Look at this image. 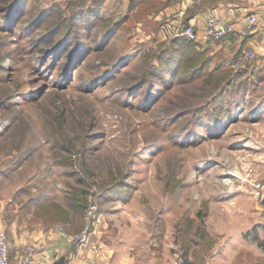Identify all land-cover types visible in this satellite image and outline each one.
<instances>
[{"label": "rangeland", "instance_id": "obj_1", "mask_svg": "<svg viewBox=\"0 0 264 264\" xmlns=\"http://www.w3.org/2000/svg\"><path fill=\"white\" fill-rule=\"evenodd\" d=\"M140 13L139 0H0V171L24 166L83 205L87 191L98 215L127 199L155 251L180 254L211 214L253 208L264 142L231 73L220 87L215 66L191 71Z\"/></svg>", "mask_w": 264, "mask_h": 264}, {"label": "crops", "instance_id": "obj_2", "mask_svg": "<svg viewBox=\"0 0 264 264\" xmlns=\"http://www.w3.org/2000/svg\"><path fill=\"white\" fill-rule=\"evenodd\" d=\"M139 2L140 14L145 17L140 25L154 29L151 34L155 36V47L181 39L176 35L181 27L191 25L200 31L209 10L225 16L231 28L228 35L220 41L197 43L196 49L205 54L208 67L215 66L219 74L230 72L236 88L241 87V82L248 84L241 94L245 93L250 102L255 101L249 112L260 129L254 135L264 142V0ZM251 14L257 16V22L248 29ZM244 49L255 51L256 60L233 67V61ZM261 152L264 155V148ZM18 170L8 167L0 171V231L6 232L11 244L9 264H23V257L31 248L35 264H58L61 259H65V264H264V191L253 196V208L244 204L226 218L211 214L199 243L190 242L189 250L180 254L173 252V241H167L161 252L155 251V231L142 223L141 215L134 216L121 208L120 202L126 206L129 200L110 197L108 209L102 205L92 228L89 246L80 249L70 235L83 229V211L73 210L71 200L55 192L52 184L36 182L37 173L30 175L24 166ZM61 227L66 233L60 232Z\"/></svg>", "mask_w": 264, "mask_h": 264}, {"label": "built area", "instance_id": "obj_3", "mask_svg": "<svg viewBox=\"0 0 264 264\" xmlns=\"http://www.w3.org/2000/svg\"><path fill=\"white\" fill-rule=\"evenodd\" d=\"M192 3H201L204 0H191ZM248 29L253 27L257 22V16L251 14L248 16ZM230 26L226 21L224 15L217 10L212 9L206 13L203 27L199 31L195 27L189 25L181 27L176 31V35L185 37L198 44H208L211 42L220 41L225 38L229 31ZM257 54L251 49H244L241 51L239 57L233 61L232 65L235 68H240L246 63L255 61ZM99 205L96 202H91L85 209V228L77 234H71L70 237L77 243L80 249H85L89 246L92 228L95 225L99 215ZM61 233H66L64 228H60ZM11 253V244L5 231H0V264H9V258ZM23 264H35L33 248L28 249L26 255L23 257Z\"/></svg>", "mask_w": 264, "mask_h": 264}, {"label": "trees", "instance_id": "obj_4", "mask_svg": "<svg viewBox=\"0 0 264 264\" xmlns=\"http://www.w3.org/2000/svg\"><path fill=\"white\" fill-rule=\"evenodd\" d=\"M167 43L168 42H166V44ZM164 44L165 43H161L160 45H164ZM196 44L197 43H195L194 41H192L190 39H187L185 37H182L181 39H177L176 38L175 40H171L170 43H168V46L167 47H169V48H167V50H170V46H172L173 47L172 51L174 53H179L181 55V58L186 59L188 61V63H191V62L194 63V62L197 61L198 62V66L197 67L196 66H193V68H192L191 71L203 70L205 68H209L207 66L208 63H207V58H206L205 54L199 52L196 49ZM167 50H166V53H168ZM160 56L167 57V54H160ZM176 62H177V60L175 61V63ZM179 70H181V69L179 68ZM224 74H226V73H224ZM225 78H227V75L223 76V74H222V78L220 77V79L218 80L219 83H221L220 84V87L223 85L222 83L225 81ZM229 80H231L230 87L236 88V85L237 84L234 81L235 78H232V74H231ZM233 83H235L236 85H233L232 86ZM241 83H240L241 84V87L240 88H236V90H239L241 92H245L248 84L247 83H244V82H241ZM225 92H226V90L224 88L221 89L220 96H222V95L224 96V93ZM220 99L224 100L223 97H220ZM80 193H81V191H79L78 193H74L72 195L69 194L70 196L68 195V197H69L68 199L71 200V207L73 208V210H75V211L76 210H82L83 211V220H84V227H83V229H84L85 226H86V222H85V218H84L85 217V209L89 206V202L91 200V197L89 196V194L86 191V193H84V194H86L85 195V199H84L85 205H83V204H81V203L78 202V198H79ZM81 231H79L77 233H80ZM77 233H74V234H77ZM255 239L258 240L257 237H255ZM259 244L262 246L263 245V242H260L259 241Z\"/></svg>", "mask_w": 264, "mask_h": 264}, {"label": "water", "instance_id": "obj_5", "mask_svg": "<svg viewBox=\"0 0 264 264\" xmlns=\"http://www.w3.org/2000/svg\"><path fill=\"white\" fill-rule=\"evenodd\" d=\"M258 198H260V196ZM58 264H65V259H61Z\"/></svg>", "mask_w": 264, "mask_h": 264}]
</instances>
